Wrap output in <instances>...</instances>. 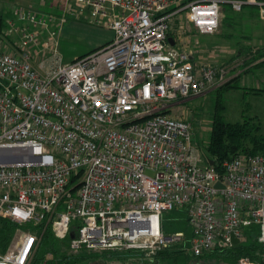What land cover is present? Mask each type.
Returning <instances> with one entry per match:
<instances>
[{"label":"built area","instance_id":"obj_1","mask_svg":"<svg viewBox=\"0 0 264 264\" xmlns=\"http://www.w3.org/2000/svg\"><path fill=\"white\" fill-rule=\"evenodd\" d=\"M67 2L68 13L112 30V39L64 63L56 36L66 17L53 23L32 8L14 13L24 25L6 22L11 41L0 34V217L40 224L49 215L53 237L74 234L71 249L155 254L184 240L162 226L165 211L182 207L193 255L230 248L232 234L240 243L243 229L257 225L260 259L237 264H264V154H237L214 171L194 147L191 123L167 113L226 76L205 61L199 40L187 43L182 27L170 33V19L186 13L207 35L223 4H257L264 16V3ZM38 243L33 232H16L0 264H28Z\"/></svg>","mask_w":264,"mask_h":264},{"label":"rangeland","instance_id":"obj_2","mask_svg":"<svg viewBox=\"0 0 264 264\" xmlns=\"http://www.w3.org/2000/svg\"><path fill=\"white\" fill-rule=\"evenodd\" d=\"M14 2L17 3V0H0V7L3 8L0 11L5 14V22L12 20L16 26L20 27L24 25V22L19 21L14 14L18 9L5 11ZM222 12L223 16L220 17L217 29L207 35H198L192 30L185 20L186 13H181L170 19V33L174 32L175 28L182 27L187 43H192L195 39L199 40V48L205 53V55L201 54L205 61L223 65L226 70L225 79L219 85L201 95L181 99L167 111L171 116L184 118L191 123L193 144L202 158L204 157L205 143L209 139L212 117L216 111L226 122L242 123L247 120L248 125L257 126L255 134L264 137V56L256 58L255 55L256 49L264 47V16L258 12V6L255 5H244L240 11H234L230 5L223 4ZM69 18L71 19L67 21V18L57 25L58 29L64 25L63 33L61 31L63 28H61L56 36V50L64 63L72 62L75 58L103 45L108 41L107 37L110 34L106 27L94 24L86 17L73 15ZM70 24H73L74 27H71ZM11 38L8 36L6 39L11 41ZM13 38H20V34L15 33ZM145 173L154 175V171L150 169H146ZM49 218V215L42 217L40 222V225L44 223L42 227L39 223L33 222L19 224V229H16L12 236L13 238L15 233L21 230L37 235L39 243L33 250L28 264H31L36 250L39 254H44V259L40 260V264H46V260L53 259L55 255L49 250L51 247L53 250H57L58 254L64 253L76 257L82 256V254L87 255L85 249H71L68 244L53 237H48L46 243L41 242V235L46 224H49ZM185 219L186 211L182 207L165 211L162 215L165 234L178 231L185 236L182 242L172 248L183 249L190 244L188 239L191 227ZM12 238L10 239L12 240ZM186 249L189 251L188 248ZM101 252L103 251L98 252L97 259L80 258L78 264H158L152 259L155 256L154 253L140 255L139 252L124 254L113 252L112 255L105 258L106 261L104 253ZM215 261V259H206L199 264H220L221 262L218 259ZM65 262L63 259L58 264H65ZM178 263L182 264V260Z\"/></svg>","mask_w":264,"mask_h":264},{"label":"trees","instance_id":"obj_3","mask_svg":"<svg viewBox=\"0 0 264 264\" xmlns=\"http://www.w3.org/2000/svg\"><path fill=\"white\" fill-rule=\"evenodd\" d=\"M223 16V15H222ZM5 14L0 13V34L6 39L9 35L6 34L5 27L7 24L4 21ZM7 40V39H6ZM95 49V48H94ZM90 50L89 52L93 51ZM88 52V53H89ZM87 54V53H86ZM85 55V54H84ZM256 58L264 56V47L255 50ZM255 58V57H254ZM255 58V59H256ZM212 124L209 132L208 142L205 143L203 149V158L207 166L217 172H222V163L224 160L231 158L240 153H262L264 154V137L261 135H256L257 126L248 125L247 120L240 123H230L222 119L218 111L212 117ZM213 161L210 165L208 161ZM187 221V220H186ZM44 223L40 226L42 227ZM72 228L78 226V221L72 223ZM46 228L41 235V242H47L48 237H53L50 223L46 224ZM19 224L13 222L9 219L0 217V252H5L7 246L9 245L12 236L16 229H19ZM257 225H252L243 229L244 241L233 245L230 248L225 249H214L209 252L202 253L201 255L195 256L191 252L187 251L186 248H172L166 247L158 250L155 256L152 257L158 264H179L178 262L182 260V264H199L204 262L206 259H215L221 261L220 264H237L239 258L248 257L251 260H259L260 253L262 252V246L257 242L259 235V229ZM56 239L55 237H53ZM64 243L69 245L70 237L66 236ZM40 247V246H39ZM53 252V259L46 260V264H58L63 259L66 261L65 264H78L80 258H96L98 257V252L100 251H90L86 250L87 255L78 256L75 255H65L58 254L57 250H53L52 247L49 249ZM50 251V252H51ZM107 252V253H106ZM133 253L134 251L118 252V254ZM137 252V251H136ZM104 259L107 256L112 255V251H103ZM140 255L144 252H139ZM87 256V257H86ZM44 259V254L38 253L36 250L31 264H40V260ZM106 260V259H105ZM107 261V260H106ZM215 261V262H216ZM217 264V263H216ZM219 264V263H218Z\"/></svg>","mask_w":264,"mask_h":264},{"label":"crops","instance_id":"obj_4","mask_svg":"<svg viewBox=\"0 0 264 264\" xmlns=\"http://www.w3.org/2000/svg\"><path fill=\"white\" fill-rule=\"evenodd\" d=\"M257 1L264 3V0H257ZM17 3L14 2V4H12L10 6V8L8 10H5V11H9V10H13V9H19L20 10V8L23 9V7L24 8L28 7V8H32V9H34L40 13L54 15L56 18H55V21L53 23H56V22L58 23V20L62 16H65L66 19L68 18L67 21L71 19V18H69V16H73L72 14L68 13L69 12L68 11L69 6H68L67 0H17ZM247 5H250V6L255 5L256 7L258 6L257 4H247ZM0 10H3V8L0 7ZM1 12L2 11H0V13ZM258 12H259V6H258ZM80 17L85 18L83 14ZM70 25H71V27H74L73 24H70ZM63 26L61 27L63 29L61 30V28H60L59 32L61 30L63 33V30H64ZM108 30L110 31V34H108L109 37H107L108 42H109V40L112 39V37H113V35H112L113 32L110 29H108Z\"/></svg>","mask_w":264,"mask_h":264},{"label":"water","instance_id":"obj_5","mask_svg":"<svg viewBox=\"0 0 264 264\" xmlns=\"http://www.w3.org/2000/svg\"><path fill=\"white\" fill-rule=\"evenodd\" d=\"M168 41L171 45L174 44V41L171 37L168 38ZM208 163L210 165H212L213 161L210 160V161H208ZM215 186L216 187H222L223 185L219 181H217L215 183ZM73 236H74V234L72 232H70L68 237L73 238ZM231 240H232V243H234V244H238V242H239V240L233 234L231 235Z\"/></svg>","mask_w":264,"mask_h":264}]
</instances>
